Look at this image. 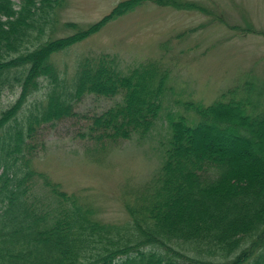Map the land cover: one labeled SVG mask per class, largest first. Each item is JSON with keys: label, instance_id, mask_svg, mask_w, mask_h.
<instances>
[{"label": "trees", "instance_id": "1", "mask_svg": "<svg viewBox=\"0 0 264 264\" xmlns=\"http://www.w3.org/2000/svg\"><path fill=\"white\" fill-rule=\"evenodd\" d=\"M66 1L0 0V99L16 95L0 101V264H264V79L240 77L209 104L177 100L192 114H166L162 163L124 192L125 222L99 221L35 168L44 125L83 117L81 136L103 150L149 134L168 88L161 60L123 72L109 53L85 55L68 78L56 54L147 1L210 12L195 0H120L79 27L60 23ZM67 26L76 31L57 35ZM87 94L120 98L85 115Z\"/></svg>", "mask_w": 264, "mask_h": 264}, {"label": "rangeland", "instance_id": "2", "mask_svg": "<svg viewBox=\"0 0 264 264\" xmlns=\"http://www.w3.org/2000/svg\"><path fill=\"white\" fill-rule=\"evenodd\" d=\"M119 1L67 0L58 12L60 23L73 21L85 27ZM195 1L210 12L176 10L147 1L53 57L68 78L80 57L99 53L115 57L123 72L147 60H161L170 69L161 117L145 137L120 139L94 151L95 144L81 136L83 117L46 124L35 135V168L93 207L101 222L129 219L124 192L146 181L162 163L161 141L169 133L166 114H192L177 100L209 104L240 77L264 79V0ZM74 31L67 26L57 35ZM15 97L5 93L1 104ZM119 98L87 94L76 110L91 115Z\"/></svg>", "mask_w": 264, "mask_h": 264}]
</instances>
